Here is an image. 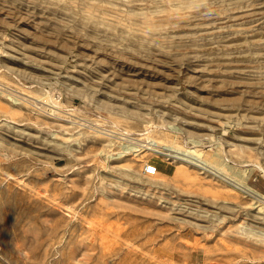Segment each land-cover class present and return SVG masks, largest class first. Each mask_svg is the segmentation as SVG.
<instances>
[{
	"label": "rangeland",
	"instance_id": "1",
	"mask_svg": "<svg viewBox=\"0 0 264 264\" xmlns=\"http://www.w3.org/2000/svg\"><path fill=\"white\" fill-rule=\"evenodd\" d=\"M0 91V264H264V0H0Z\"/></svg>",
	"mask_w": 264,
	"mask_h": 264
},
{
	"label": "bare ground",
	"instance_id": "2",
	"mask_svg": "<svg viewBox=\"0 0 264 264\" xmlns=\"http://www.w3.org/2000/svg\"><path fill=\"white\" fill-rule=\"evenodd\" d=\"M99 126H101V125H99ZM110 131H114V130H110ZM98 132L103 133V135L105 137H107V139H109V141L118 140L117 139L118 136L109 133L107 131V129H105V128L98 129ZM148 136L149 137H148L147 142L144 143V144H140V147H136L135 145H132L130 143H124L123 145H120V150L116 153V155L124 156V155H126L125 154L126 152L131 153V152H134V151H138L140 149H142V150L143 149H147V150H151L153 152L162 154V155H164L166 157L178 158V159H180V161H183V162H186V163H189V164H194V165H196V166H198L200 168H204L206 170L208 169V167L212 166L211 164H214V165L221 164V160L219 159V155H216V156L213 155L214 159L211 160V162H209L208 160L203 159L200 156V149H198V148H193L192 147V148H184V149L180 150L177 147H175L174 144H172V143H169V142L168 143H162L161 140L152 138L150 134ZM178 153H181L182 155H179ZM109 156L112 157V153L109 154ZM154 175H160V171L157 170V172ZM175 175L177 177H181V178L185 179L186 181L202 183V180L200 178H198L197 176L191 174L187 170V168H185V167L184 168L183 167H178L175 170ZM230 185H232V187L234 189L239 190L240 192L244 191V190H242L240 188L239 184L238 185L237 184H235V185L234 184H230ZM246 190L248 191V189H246Z\"/></svg>",
	"mask_w": 264,
	"mask_h": 264
},
{
	"label": "built area",
	"instance_id": "3",
	"mask_svg": "<svg viewBox=\"0 0 264 264\" xmlns=\"http://www.w3.org/2000/svg\"><path fill=\"white\" fill-rule=\"evenodd\" d=\"M158 170V166L150 161H145L142 165V173L148 176L154 175Z\"/></svg>",
	"mask_w": 264,
	"mask_h": 264
}]
</instances>
